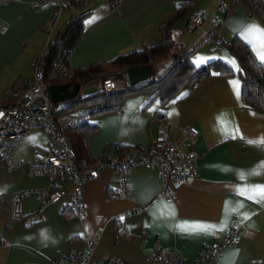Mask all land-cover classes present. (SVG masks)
I'll list each match as a JSON object with an SVG mask.
<instances>
[{
	"label": "crops",
	"instance_id": "1",
	"mask_svg": "<svg viewBox=\"0 0 264 264\" xmlns=\"http://www.w3.org/2000/svg\"><path fill=\"white\" fill-rule=\"evenodd\" d=\"M230 1L199 0L192 13L199 14L194 19L200 24L190 28L193 19L181 31L185 16L174 25L176 41L187 48L195 67L224 56L220 47L210 51L209 41L199 43L207 30L214 31L221 45L239 36L264 61L263 27L241 3L223 17ZM218 2L223 12L216 10ZM174 7L169 0H124L117 7L108 0H8L0 6V97L14 83L31 78L46 40L70 18L86 14L81 38L67 57L68 68L77 69L157 44L158 27ZM55 12L58 17L47 38L44 28ZM201 46L205 48L199 50ZM88 123L96 126L86 147L93 159L103 153L115 157L109 145L129 150L145 146L162 124L170 135L182 125L195 127L194 179L188 185L171 183L170 199L154 198L163 185L154 167L139 166L130 171L127 190L114 196L117 176L104 170L83 184L84 211L79 217L70 215L66 198L39 207L31 197H23L19 220L10 223L0 209V264H56L79 253L86 239L95 243L94 258L146 264L156 249L192 262L200 246L220 240L230 225L234 241L212 262L198 264H264V111L241 104L236 81L206 77L165 103L137 94L127 97L120 111ZM22 140L12 153L17 165L0 167V194L48 185L46 177L27 174L31 149L46 151L48 139ZM57 186L70 191L72 179L58 180Z\"/></svg>",
	"mask_w": 264,
	"mask_h": 264
},
{
	"label": "built area",
	"instance_id": "2",
	"mask_svg": "<svg viewBox=\"0 0 264 264\" xmlns=\"http://www.w3.org/2000/svg\"><path fill=\"white\" fill-rule=\"evenodd\" d=\"M8 0H0V6ZM86 0H71L72 3ZM124 0H108L112 7L119 6ZM216 10L223 12L220 2ZM58 13L55 12L49 20L44 32L49 38ZM200 24L198 18L194 19L190 28ZM209 41L210 51L217 50L221 42L215 37L213 30L203 33L199 43ZM40 58L33 64L32 76L19 84L16 91L7 89L0 97V167L10 169L17 165L12 153L18 142L25 138L32 130H43L49 141V148L41 151L32 148L27 174L30 177H46L48 185L41 189L16 191L0 194V209L7 212L9 222L21 218L20 202L23 197H31L41 207L45 204H55L61 199H67V208L74 217L83 214L82 186L86 181L95 179L101 171L110 170L117 176V192L114 196L124 193L128 188L130 171L139 166L155 168L156 176L163 188L156 193L154 198H171L169 185H188L194 179L197 154L193 145L198 137V131L193 126H179L174 135L162 124L157 127L151 140L143 147H132L128 153L121 157L109 158L106 153L94 158L89 167L78 169L73 150L68 146L65 130L79 126L86 121L87 115L82 110H77L69 115H59L67 103L53 104L49 100L47 89L50 83L58 78L69 77L68 67L58 59L52 64L51 70L44 79L38 68ZM89 86V85H87ZM128 85L127 76L123 72L121 78L107 76L103 78L95 91L115 92L123 90ZM17 94L15 100L13 95ZM6 102V103H3ZM3 103V104H2ZM109 150L116 152L118 147L109 145ZM65 177L72 179V188L66 191L57 186L58 180ZM235 239V229L230 225L224 231L220 240L198 248L196 259L186 261L171 251L153 250L146 264H198L212 262L215 255L224 246L230 245ZM95 243L91 239L84 240L79 253L61 259L56 264H128L115 257L94 258Z\"/></svg>",
	"mask_w": 264,
	"mask_h": 264
},
{
	"label": "trees",
	"instance_id": "3",
	"mask_svg": "<svg viewBox=\"0 0 264 264\" xmlns=\"http://www.w3.org/2000/svg\"><path fill=\"white\" fill-rule=\"evenodd\" d=\"M169 1L174 2L175 7L164 16L158 27L160 39L157 44L142 45L139 49L117 54L108 61L93 63L87 67L68 68L69 77L58 78L50 83L65 85L68 90L77 85L79 91L88 84H98L107 76L121 78L123 72L131 67L149 65L153 71L154 65L161 67V71H154V76L142 83L126 86L123 90L115 92L93 91L85 96L76 97L60 109L59 115H67L79 109L87 115L85 122L65 130L68 146L75 154L78 169L89 167L94 162L93 158L86 155L88 138L96 131V126L88 123L89 119L120 111L123 101L130 96L143 94L149 100L156 98L160 103H165L175 99L184 87L190 91L203 78L229 77L233 74V68L221 60L210 61L198 67L192 64L189 55H186L187 48L176 41L174 25L181 18L188 16L181 31L185 30L188 23L199 15L192 13L199 0ZM237 3H241L264 29V0H231L223 17L232 12ZM85 16L84 13L70 18L56 30L52 38L46 40L38 68L44 79L51 70L52 64L58 59H62L67 66V57L77 46L83 33ZM222 44L238 62L239 68L236 75L240 82L241 104L251 109L264 111V61L257 59L239 36H233L229 42ZM19 84L14 83L9 89L16 91ZM16 97L17 94L13 95L12 100ZM6 102L3 101V103ZM129 151L128 148L118 147L116 156L121 157ZM121 231L122 229L119 230Z\"/></svg>",
	"mask_w": 264,
	"mask_h": 264
},
{
	"label": "water",
	"instance_id": "4",
	"mask_svg": "<svg viewBox=\"0 0 264 264\" xmlns=\"http://www.w3.org/2000/svg\"><path fill=\"white\" fill-rule=\"evenodd\" d=\"M124 72L127 76L129 86L142 83L153 77L155 74L149 65L131 67ZM47 92L51 103H67L77 97L78 87L77 85H74L71 90H68L65 85H52L47 89Z\"/></svg>",
	"mask_w": 264,
	"mask_h": 264
},
{
	"label": "rangeland",
	"instance_id": "5",
	"mask_svg": "<svg viewBox=\"0 0 264 264\" xmlns=\"http://www.w3.org/2000/svg\"><path fill=\"white\" fill-rule=\"evenodd\" d=\"M205 48V46H201L200 48H199V50L200 49H204ZM220 50H222L223 52V59H221L222 61H224V62H226L227 64H229L232 68H233V74L231 75V76H229L232 80H234V81H236L237 83H238V85H239V79H238V77H237V75H236V72H237V70H238V68H239V66H238V62H237V60H236V58L232 55V54H230L229 52H228V50H227V48H226V46L223 44V45H220ZM38 58H40L39 56H38ZM37 58V59H38ZM35 62V61H34ZM199 66V65H198ZM154 67L157 69V70H160L159 69V66H157V65H154ZM50 86H52V85H50ZM49 86V87H50ZM48 87V88H49ZM96 87H97V84L96 83H91L90 85H89V87H83V88H81L79 91H78V93H77V97H81V96H85V95H87V94H90V93H92L93 91H95L96 90ZM68 103V102H67ZM71 114V113H70ZM67 115H69V114H67ZM32 137H34L35 139H37V140H47L48 139V137H47V135L44 133V132H42L41 130H33V131H31L30 132V134L28 135V136H26L25 138H23V140H22V142L21 143H26V141H28L29 139H31ZM24 151L26 150V146H24Z\"/></svg>",
	"mask_w": 264,
	"mask_h": 264
}]
</instances>
